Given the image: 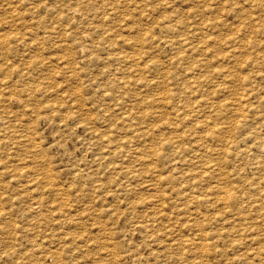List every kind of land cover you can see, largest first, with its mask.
Masks as SVG:
<instances>
[{
	"label": "rangeland",
	"instance_id": "obj_1",
	"mask_svg": "<svg viewBox=\"0 0 264 264\" xmlns=\"http://www.w3.org/2000/svg\"><path fill=\"white\" fill-rule=\"evenodd\" d=\"M122 1L0 0V264H264V0Z\"/></svg>",
	"mask_w": 264,
	"mask_h": 264
},
{
	"label": "bare ground",
	"instance_id": "obj_2",
	"mask_svg": "<svg viewBox=\"0 0 264 264\" xmlns=\"http://www.w3.org/2000/svg\"><path fill=\"white\" fill-rule=\"evenodd\" d=\"M126 1H127V0H126ZM248 1H249V0H248ZM258 1H259V0H256L255 5L257 4V6H260V9H261L262 6H261V5H258V4L260 3V2H258ZM122 2H125V1L123 0ZM236 2H237V1H236ZM239 2H240V1H239ZM244 2H245V1H244ZM251 2H252V1L250 0V3H251ZM253 2H254V1H253ZM125 3H126V2H125ZM221 3H222V5H224L223 2H221ZM247 3H248V2H247ZM247 3H246V5H248ZM126 4H128V3H126ZM237 4H238V2H237ZM242 4H243V3H242ZM242 4H241V5H242ZM263 4H264V3H263ZM251 5H252V4H251ZM253 5H254V4H253ZM253 5H252L251 7H253V10H254L255 8H254ZM249 6H250V5H249ZM256 8H257V7H256ZM258 9H259V8H258ZM249 10H250V9H249ZM255 11H256V10H255ZM261 11H262V9H261ZM248 12H249V11H248ZM250 12H252V11H250ZM256 12H257V11H256ZM122 13H123V12H122ZM117 14H120V13H117ZM117 14H116V15H117ZM251 14H253V13H251ZM255 14L257 15V13H255ZM255 14H254L253 16H255ZM126 15H127V13H126ZM117 16H118V15H117ZM128 16H129V15H128ZM128 16H126V18H128ZM240 16H241V15H240ZM248 16H249V15H248ZM260 16H261V14H260ZM121 17H122V15H121ZM241 17H242V16H241ZM119 18H120V17H119ZM119 18H118V19H119ZM249 18H250V16H249ZM244 19H245V18H244ZM251 19H252V18H251ZM258 19L260 20L261 17H260V18L258 17ZM259 20H257V22H258ZM121 21H122V20H121ZM123 21H124V20H123ZM251 21H252V20H251ZM251 21H250V23H251ZM255 21H256V20H255ZM260 21H261V20H260ZM246 22H247V21H246ZM261 23H262V21H261ZM213 24H215V23H213ZM252 24H254V21H253ZM215 25H216V24H215ZM256 25H257V24H256ZM256 25H255V26H256ZM245 26H247V24H245ZM260 26H261V25H259V27H258L257 30H259ZM248 27H249V26H248ZM250 27H254V26H250ZM262 27H263V26H261V28H262ZM204 28H205V27H204ZM236 28H237V27H236ZM241 28H243V27L241 26ZM245 28H247V27H245ZM206 29H207V28H206ZM247 29H248V28H247ZM251 29H252V28H251ZM251 29H250V30H251ZM119 30H120V28H119ZM238 30H239V27H238ZM242 30H243V29H242ZM260 30L263 31L262 29H260ZM116 31H117V30H116ZM232 31H233V30H232ZM245 31H246V30H245ZM245 31H244V32H245ZM247 31H248V30H247ZM118 32H119V31H118ZM233 32H234V31H233ZM235 32H237V31H235ZM240 32H241V31H240ZM250 32H251V31H250ZM253 32H255V31L253 30ZM256 32H257V31H256ZM194 33H195V32H194ZM242 33H243V32H242ZM242 33H241V34H242ZM259 33H260V32H259ZM259 33H258V34H259ZM116 34H117V33H116ZM128 34H129V33H128ZM202 34H203V33H202ZM247 34H248V32H247ZM184 35H185V34H184ZM238 35H239V34H238ZM243 35H244V33H243ZM186 36H187V35H186ZM204 36H205V33H204ZM207 36L210 37L208 34H207ZM188 37H189V36H188ZM195 37H196V36H195ZM199 37H201V36L199 35ZM205 37H206V36H205ZM229 37H230V35H229ZM229 37H228V39H230ZM203 38H204V37H203ZM203 38H202V40H203ZM239 38H240V37H239ZM190 39H191V38H190ZM190 39H189V41H190ZM215 39H216V38H215ZM253 39H254V38H253ZM253 39H252V40H253ZM183 40L185 41V43L188 42V39H186V37L183 38ZM183 40H182V41H183ZM186 40H187V41H186ZM204 40H205V39H204ZM225 40H226V38H225ZM225 40L223 39L224 42H225ZM116 41H117V40H116ZM128 41H129V40H128ZM179 41H180V40H179ZM228 41H229V40H228ZM228 41H227V43H228ZM232 41H235V40L232 39ZM124 42H125V41H124ZM201 42H203V44H204V41H201ZM205 42H206V40H205ZM210 42H211V41H210ZM212 42H213V41H212ZM214 42H217V41H214ZM252 42H253V41H252ZM252 42L249 41L248 43L250 44V43H252ZM117 43H119V42H117ZM178 43L180 44L181 42H178ZM183 43H184V42H183ZM183 43H182V45H183ZM206 43H207V42H206ZM227 43H226V44H227ZM230 43H231V42H230ZM234 43H235V42H234ZM240 43H242V42H240ZM114 44H116V43H114ZM124 44H125V43H124ZM188 44H189V43H188ZM226 44H225V45H226ZM253 44H254V43H253ZM117 45H119V44H117ZM189 45H190V44H189ZM207 45H208V44H207ZM211 45H212V43H211ZM216 45H217V43H216ZM228 45H229V43H228ZM231 45H233V44H231ZM231 45H230V46H231ZM234 45H235V44H234ZM240 45H241V44H239V46H240ZM246 45H247V44H246ZM124 46H128V45H124ZM186 46H187V45H186ZM214 46H215V44H214ZM236 46H238V45H236ZM236 46H235V47H236ZM252 46H253V45H252ZM259 46H260V45H259ZM263 46H264V45H263ZM122 47H123V46H122ZM190 47H192V45H191ZM201 47H202V46H201ZM206 47H207V46H206ZM226 47L228 48L229 46H226ZM243 47L245 48L246 46L244 45ZM250 47H251V46H250ZM116 48H117V47H116ZM120 48H121V46H120ZM182 48H183V47H182ZM182 48H181V49H182ZM202 48H203V47H202ZM202 48H200V49H202ZM208 48H211V47H208ZM239 48H240V47H239ZM239 48H236V49H239ZM263 48H264V47H263ZM122 49H123V48H122ZM193 49H194V47H193ZM213 49H214V48H213ZM213 49H211V50H213ZM241 49H242V48H240L239 50L241 51ZM258 49H259V48H258ZM260 49H261V51L263 50L262 48H260ZM111 50H112V49H111ZM182 50H183V49H182ZM206 50H207V48H206ZM229 50H230V47H229ZM246 50H247V49H246ZM116 51H117V50H116ZM126 51H127V50H125V52H126ZM134 51H135V50H134ZM180 51H181V50H180ZM195 51H196V50H195ZM198 51H199V50H198ZM201 51H203V50H200L199 53H200ZM224 51H226V50H224ZM224 51H222V52H224ZM227 51H228V50H227ZM231 51H232V50H231ZM233 51H235V49H234ZM249 51H250V49H249ZM251 51H253V50L251 49ZM251 51L249 52L250 54H251ZM263 51H264V50H263ZM114 52H115V51H114ZM125 52H123V53L125 54ZM128 52H129V51H128ZM183 52H184V51H183ZM211 52H212V51H211ZM235 52H237V51H235ZM197 53H198V52H197ZM199 53H198V54H199ZM208 53H209V52H208ZM208 53H207V55H209ZM212 53H213V52H212ZM224 53H225V52H224ZM226 53H227V52H226ZM226 53H225V54H226ZM238 53H240V52H237V54H238ZM241 53H245V52H241ZM241 53H240V54H241ZM253 53H254V52H253ZM118 54H119V53H117V56H118ZM135 54H136V53H135ZM135 54H133V56H135ZM137 54H138V53H137ZM139 54H140V53H139ZM180 54H181V53H180ZM193 54H194V52H193ZM210 54H211V53H210ZM225 54H223V55H225ZM233 54H234V53H233ZM233 54H228V53H227V55H230V57H231V55H233ZM262 54H263V53H262ZM121 55H122V54H121ZM127 55H128V54H126L125 56L127 57ZM181 55H182V54H181ZM183 55H184V54H183ZM185 55H186V54H185ZM201 55H203L202 52H201ZM227 55H226V56H227ZM235 55H236V54H235ZM247 55H248V52H247ZM251 55H253V54H251ZM187 56H189L188 53H187ZM199 56H200V55H199ZM238 56H239V55H238ZM263 56H264V55H263ZM138 57H139V56H138ZM184 57H185V56H184ZM204 57H205V56H204ZM211 57H212V56H211ZM116 58H117V57H116ZM119 58H120V57H118V59H119ZM122 58H123V57H122ZM129 58H131V57L128 56V59H129ZM142 58H143V57H142ZM225 58H226V57H225ZM233 58H234V56L232 57V59H233ZM227 59H228V58H227ZM227 59H224V61L227 60ZM232 59H231V60H232ZM236 59H237V58H236ZM115 60H116V59H115ZM119 60H120V59H119ZM119 60H118V62H119ZM125 60H126V58H125ZM137 60H138V58H137ZM137 60H136V61H137ZM142 60H143V59H142ZM231 60H230V61H231ZM251 60L254 61L255 59H254V60L251 59ZM136 61H135V62H136ZM217 61H218V60H217ZM220 61H221V60H220ZM228 61H229V60H228ZM228 61H227V62H228ZM235 61H236V60H235ZM124 62H125V61H124ZM128 62H129V61H128ZM131 62H132V61H131ZM135 62H134V63H135ZM227 62H226V63H227ZM247 62H248V61H247ZM116 63H117V62H116ZM248 63H249V62H248ZM136 64H137V62H136ZM227 64H228V63H227ZM234 64H235V63H234ZM251 64H253V63H251ZM251 64H250V66H251ZM224 65H225V64H224ZM229 65H230V64H229ZM229 65H228V66H229ZM222 66H223V65H222ZM230 66H231V65H230ZM197 67H198V66H197ZM220 67H221V66H220ZM223 67H224V66H223ZM233 67H234V65H233ZM257 67H258V66H257ZM195 68H196V67H195ZM198 68H199V67H198ZM199 69L201 70V68H199ZM199 69H197V70H199ZM219 69H221V68H219ZM219 69H218V70H219ZM249 69H250V68H249ZM189 70H191V68H190ZM193 70H194V72H196L194 68H193ZM224 70H227V69H224ZM229 70H230V69H229ZM232 70H233V69H232ZM250 70H251V69H250ZM255 70H256V69H255ZM219 71H221V70H219ZM230 71H231V70H230ZM230 71H229V72H230ZM234 71H235V70H234ZM189 72H190V71H189ZM192 72H193V71H192ZM224 72H225V71H224ZM198 73H199V72H198ZM198 73H197V74H198ZM221 73H223V72H221ZM226 73H227V72H226ZM226 73H225V74H226ZM258 73H259V72H258ZM262 73H263V72H262ZM262 73H261V75H263ZM189 74H190V73H189ZM217 74H218V73H217ZM239 74H240V73H239ZM241 74H242V73H241ZM253 74H254V72H253ZM256 74H257V72H256ZM190 75H191V74H190ZM229 75H231V74H229ZM229 75H228V76H229ZM233 75H235V74H233ZM196 76H197V75H196ZM228 76H227V77H228ZM242 76H243V75H242ZM242 76H241V77H242ZM253 76H255V75H253ZM259 76H260V75H259ZM188 77H189V76H188ZM191 77H192V76H191ZM191 77H190V78H191ZM217 77H218V76H217ZM222 77H223V75H222ZM222 77L220 76L219 78H222ZM227 77H226V78H227ZM230 77H232V75H231ZM233 77H234V76H233ZM233 77H232V78H233ZM244 77H245V75H244ZM248 77H249V76H248ZM196 78H197V77H196ZM223 78H225V77H223ZM242 78H243V77H242ZM250 78H252V77H250ZM236 79H238V77H237ZM245 79H247V77H246ZM184 80H185V78H184ZM232 80H233V79H231V82H232ZM238 80H239V79H238ZM241 80H242V79H241ZM185 81H186V80H185ZM222 81H223V80H222ZM234 81H235V80H234ZM236 81H237V80H236ZM187 82H188V81H187ZM187 82H186V83H187ZM194 82L196 83L195 80H194ZM197 82H198V80H197ZM225 82H227V81H225ZM240 82H241V81H240ZM240 82H239V83H240ZM245 82H246V81H245ZM249 82H252V81H250V79H249ZM222 83H223V82H222ZM222 83H221V84H222ZM243 83H244V80H243ZM192 84H193V81H192L191 85H192ZM196 84H197V83H196ZM198 84H200V83H198ZM198 84H197V85H198ZM223 84H224V83H223ZM223 84H222V85H223ZM241 84H242V83H241ZM245 84L247 85V83H245ZM249 84H250V83H249ZM249 84H248L247 86H249ZM252 84H253V82H252ZM188 85H189V87H190V84H189V83H188ZM165 86H166V85H165ZM185 86H186V85H185ZM239 86H240V85H239ZM242 86H243V85H242ZM228 87H229V86H228ZM240 87H241V86H240ZM244 87H245V85L243 86V88H244ZM252 87H253V86H252ZM187 88H188V87H187ZM187 88L185 87V89H187ZM190 88H191V90H192V87H190ZM190 88H188V91H189V92H191V91H190ZM193 89H195V87H193ZM196 89H197V87H196ZM218 89H219V88H218ZM229 89H231V88H229ZM240 89H241V88H240ZM246 89H247V88H246ZM253 89H254V88H251L250 91H252ZM192 91H193V90H192ZM218 91H219V90H218ZM223 91H224V90H223ZM225 91H226V89H225ZM227 91H228V89H227ZM242 91H243V93H240V95H239L238 98H237V100H238L239 103H241V104H242V100L248 97V96L245 97V96L247 95V92L244 93L245 90H242ZM194 92H195V91H194ZM221 92H222V91H221ZM239 92H241V90H240ZM248 92H249V91H248ZM253 92H254V91H253ZM255 92H256V91H255ZM250 93H251V92H250ZM160 94H161V93H160ZM191 94H193V93L191 92ZM233 94H234V92H232V95H233ZM236 94H237V93H236ZM238 94H239V93H238ZM169 95H170V94H169ZM169 95H168V96H169ZM198 95H199V94H198ZM200 95H201V94H200ZM200 95H199V96H200ZM233 96H234V95H233ZM249 96H250V95H249ZM261 96H262V95H261ZM263 96H264V95H263ZM159 97H160V96H159ZM234 97H235V96H234ZM259 97H260V96H259ZM235 98H236V97H235ZM260 98H261V97H260ZM260 98H258V99H260ZM158 99H159V98H158ZM167 99H168V98H167ZM210 99H211V98H210ZM262 99H263V98H262ZM161 100H162V99H161ZM204 100H205V98L203 99V101H204ZM208 100H209V99H208ZM208 100L205 101V102L207 103ZM231 100H233V98H231ZM234 100H235V99H234ZM260 100H261V99H260ZM260 100H259V101H260ZM171 101L175 102L174 100H171ZM201 101H202V100H201ZM211 101H212V99H211L209 102H211ZM173 102H172V103H173ZM177 102H178V101H177ZM197 102H198V98H197ZM226 102H227V101H226ZM235 102H236V105H238L237 101H235ZM235 102H234L233 104H235ZM172 103H171V104H172ZM194 103H196V102H194ZM206 103H205V104H206ZM212 103H213V102H212ZM212 103H211V104H212ZM229 103H230V101H229ZM229 103H227V105H228ZM261 103H262V102H261ZM175 104H176V103H175ZM196 104H197V103H196ZM211 104H210V105H211ZM219 104H220V103H219ZM223 104H224V103H223ZM231 104H232V103H231ZM166 105H168V103H167ZM199 105H201V104H199ZM217 105H218V104H217ZM175 106H176V105H175ZM179 106H180V105H179ZM212 106H213V105H212ZM212 106H211V107H212ZM229 106H230V105H229ZM243 106H246V104H244ZM243 106H242V107L240 106V107L243 108ZM173 107H174V106H173ZM195 107H196V106H195ZM202 107H204V106H202ZM213 107H215V106H213ZM217 107H219V105H218ZM223 107H226V109H227V106H224V105H223ZM231 107H233V106H231ZM238 107H239V106H238ZM246 107H247V106H246ZM250 107H251V109H252V108H253L254 110L256 109V108H254V107H252V106H250ZM176 108H177V107H176ZM197 108L200 109L201 107L199 108V107L197 106ZM206 108H207V107H206ZM241 108H239V110H240ZM181 109L183 110V107H182ZM184 109H185V108H184ZM198 109H197V110H198ZM207 109H208V108H207ZM209 109H210V107H209ZM219 109H221V107H220ZM222 109H223V108H222ZM226 109H224V110H226ZM233 109H234V108H233ZM235 109H236V108H235ZM251 109H250V110H251ZM174 110H175V108H174ZM193 110H194V108H193ZM230 110H231V109H230ZM172 111H173V110H172ZM178 111H181V110L178 109ZM178 111H177V112H178ZM201 111H203V110H201ZM226 111H227V110H226ZM228 111H229V109H228ZM231 111H232V110H231ZM233 111H234V110H233ZM243 111H244V110L241 109L240 112L243 113ZM248 111H249V105H248ZM197 112H198V111H197ZM244 112H245V111H244ZM173 113H175V111H173ZM182 113H183V112H182ZM228 113H229V112H228ZM231 113H232V114H230V115H232L231 117H236V116H233V114H235V113H233V112H231ZM247 113H248V112H247ZM257 113H258V112H257ZM179 114H181V113H179ZM193 114H194V113H193ZM196 114H197V113H196ZM196 114H194V116H196ZM201 114H202V113L197 114L198 117H199V115H201ZM261 114H262V113H261ZM174 115H176V113H175ZM177 115H178V114H177ZM236 115H237V114H236ZM238 115H239V112H238ZM172 116H173V115H172ZM178 116H179V115H178ZM183 116L185 117V116H187V115L185 114V115H183ZM183 116H181V117L183 118ZM188 116H189V115H188ZM191 116H192V114H191ZM240 116H241V114H240ZM192 117H193V116H192ZM196 117H197V116H196ZM198 117H197V118H198ZM262 117H263V116H262ZM186 118H187V117H186ZM239 118H240V117H239ZM244 118H245V117H244ZM244 118H243V119H244ZM188 119H191V118H188ZM199 120H200V119H199ZM197 121H198V119H197ZM205 122H206V121H205ZM200 123H201V122H200ZM203 127H204V126H203ZM223 129H224V128H223ZM206 137H207V136H206ZM207 138H208V137H207ZM223 199H224V198H223Z\"/></svg>",
	"mask_w": 264,
	"mask_h": 264
}]
</instances>
